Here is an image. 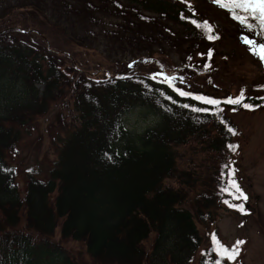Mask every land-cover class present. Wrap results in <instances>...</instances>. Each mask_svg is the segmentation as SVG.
<instances>
[{
    "label": "trees",
    "instance_id": "16d2710c",
    "mask_svg": "<svg viewBox=\"0 0 264 264\" xmlns=\"http://www.w3.org/2000/svg\"><path fill=\"white\" fill-rule=\"evenodd\" d=\"M223 6L0 0V264H216L199 224L230 196L239 129L226 109L242 105L180 96L145 69L174 53L185 68L211 69L223 35L212 10L247 25ZM70 46L127 69L91 75ZM243 102L264 108V95ZM139 106L159 120L134 134L123 116ZM53 109L56 159L46 178L28 171L22 191L12 154Z\"/></svg>",
    "mask_w": 264,
    "mask_h": 264
},
{
    "label": "rangeland",
    "instance_id": "374dc122",
    "mask_svg": "<svg viewBox=\"0 0 264 264\" xmlns=\"http://www.w3.org/2000/svg\"><path fill=\"white\" fill-rule=\"evenodd\" d=\"M221 2L224 4L225 0ZM225 8L231 12L237 10L238 16L244 15L241 9ZM211 9L208 10L210 15ZM212 14L216 26L223 35L221 34L220 41L211 44L214 54L213 57L212 54L210 55L211 69L185 68L180 56L174 53L164 57L167 61L166 66L159 64L154 66L150 63L145 73L168 83L175 90L180 89L191 93L192 97L205 96L220 103L237 97L242 90L244 97L246 95L263 96L264 61H261L258 55H254L251 46L245 43V37L256 42L260 37L264 40L259 22L249 17L246 21L247 25H252V31H249L247 25H240L225 12L212 10ZM83 50L76 46L67 48L69 53L77 54L75 56L82 67L89 69L91 75L103 77L122 73L127 69L128 65L117 67L114 61L107 59L99 51L87 53ZM84 63L87 64L84 65ZM165 77L172 79L169 81ZM226 114L232 118L239 129L238 150L232 158V170H235L233 178L248 199H235L230 194L228 200H225L228 203L224 201L217 206L213 222L199 224L204 238L203 247L214 243V236L216 240L229 248L237 241H244L238 245L239 253L235 260L227 262L229 264H264V108H254V110L243 107L229 108L226 109ZM56 115L57 110L53 109L40 118L39 129L27 136L18 146L17 151L12 154L11 162L16 165L22 191L25 190L28 171L46 178L49 167L56 159L61 132L56 127ZM158 120L153 111L141 106L132 108L123 116L124 125L134 134L144 132L156 125ZM241 204L245 209L244 212L230 206ZM57 238H59L58 235ZM66 245L75 252L83 248L79 242L71 241Z\"/></svg>",
    "mask_w": 264,
    "mask_h": 264
},
{
    "label": "snow or ice",
    "instance_id": "6c2138e0",
    "mask_svg": "<svg viewBox=\"0 0 264 264\" xmlns=\"http://www.w3.org/2000/svg\"><path fill=\"white\" fill-rule=\"evenodd\" d=\"M224 6L230 7L231 9H241L244 15L236 16L235 18L241 20V22L244 23L248 20L249 17H251L252 19L259 22V26L261 28V34H264V0H225ZM247 27L249 28V31H252L251 24H248ZM209 31H211L210 28H209ZM245 43L251 46V50L254 55H258L260 60L264 61V44H260L247 37H245ZM165 79L170 81L172 78L165 77ZM176 91L178 92L180 96H191L192 95L191 93L182 91L180 89H176ZM194 98L202 101L205 104H210V105H217L220 103V101H217L215 99H211L205 96H196ZM243 101H244V92L242 90L237 97L229 98L227 100V103L242 105V107L245 109L254 110L255 108L254 105L244 103ZM184 106L187 107V105H184ZM196 110L199 111L200 109H196ZM228 131L232 132L234 135L236 134L235 130L232 128H229ZM229 147L233 148V150L235 148V146H232V145H230ZM234 175H235V170L233 169L232 172L230 173L229 189L234 190V191H230V194L233 195L235 199L242 198L243 200H247L248 197L245 195L243 190L240 188L239 184L233 178ZM225 203H228V202L225 201ZM230 206L236 207L241 212L245 211L242 204L241 205H230ZM213 242L215 244L214 251L216 253V256L219 257V259L216 260V264H223L225 260L228 262L235 260L236 256L239 253L238 245L244 243V241H237L235 245L229 248V247H225L218 240H216L215 236L213 237Z\"/></svg>",
    "mask_w": 264,
    "mask_h": 264
}]
</instances>
